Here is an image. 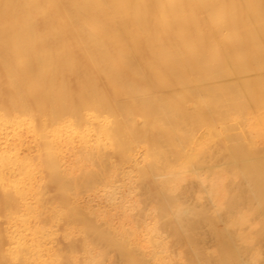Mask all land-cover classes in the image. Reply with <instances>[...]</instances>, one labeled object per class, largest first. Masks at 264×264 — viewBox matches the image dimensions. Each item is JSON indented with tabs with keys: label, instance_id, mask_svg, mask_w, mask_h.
<instances>
[{
	"label": "bare ground",
	"instance_id": "1",
	"mask_svg": "<svg viewBox=\"0 0 264 264\" xmlns=\"http://www.w3.org/2000/svg\"><path fill=\"white\" fill-rule=\"evenodd\" d=\"M254 111L264 115V0H0V264H104L119 245L128 264H159L157 248L130 246L147 235L161 247L155 216L136 215L150 185L167 196L199 182L175 175L214 147L246 200L264 190V165L239 160L264 152ZM35 178L59 192L45 210L26 201ZM126 192L136 204L111 212Z\"/></svg>",
	"mask_w": 264,
	"mask_h": 264
},
{
	"label": "rangeland",
	"instance_id": "2",
	"mask_svg": "<svg viewBox=\"0 0 264 264\" xmlns=\"http://www.w3.org/2000/svg\"><path fill=\"white\" fill-rule=\"evenodd\" d=\"M253 118L254 122L264 124V115L258 111H254ZM259 143L261 142L259 141ZM262 144L264 143L259 145L264 146ZM16 148L15 142L10 141L6 151L12 152ZM216 149L212 147V156L201 155L194 165L189 166L190 170L178 172L175 175L181 179L197 177L199 182L186 184L183 182L179 189L167 194V196L150 185L149 189L152 191L150 193L153 200L145 199L141 204L143 208L137 210L136 215L138 222L147 216L146 213L155 216L159 240L162 241L161 247H157L158 237H155L156 242L154 238L152 242H146L148 236L145 235L132 239L133 244L130 245L132 250L140 252L141 246L154 250L157 248L156 255L160 258L159 264H238L242 254L249 258L251 252L258 251L260 252L257 256L259 260L247 264H264V215L261 214V210H264V203L261 202V198L264 197V190H258L254 187L255 189L250 194L251 198L246 200L244 197L246 189L242 187L244 186L243 176H240L238 189H235V186L231 185L230 182L231 173L228 172L231 158L227 157L225 151H217ZM33 153L34 151H30L21 153V155L28 157ZM239 160L242 163L264 165V152L259 149L247 150ZM95 177L96 173L93 172L89 174L88 179ZM25 187L28 205L35 206L36 209L40 210H45V205L59 195V192L53 191L48 185L37 187L36 178L27 182ZM141 187L137 190V195L142 197L144 196V185ZM212 187L217 188V194L213 197L214 201L208 198L209 189ZM92 192L89 188H83L80 190V195L90 198ZM101 193L102 190H99L98 194ZM134 195L135 193L126 192L122 197L115 199L114 204L109 206L111 212H118L119 206L122 204L135 205ZM234 197L235 205L228 204L227 200L230 201ZM249 209H253L254 212L250 213ZM241 218L246 220L241 221ZM32 221L29 223L31 227L38 225ZM114 221L115 223L119 222L118 214L113 218ZM138 222H136L137 228ZM134 225L135 221L123 219L122 223L119 224V229H129ZM57 227L61 229L62 226L59 224ZM237 227H240L238 231L235 230ZM227 232L250 236V242L238 243V249L227 248L223 242ZM148 235L150 236V234ZM78 248L77 245L75 249L78 250ZM125 252L126 248L119 245V256L112 254L110 259L104 260V264H112V260H115V264H128ZM179 255L183 256L182 260H180ZM139 257L142 256L139 255Z\"/></svg>",
	"mask_w": 264,
	"mask_h": 264
}]
</instances>
